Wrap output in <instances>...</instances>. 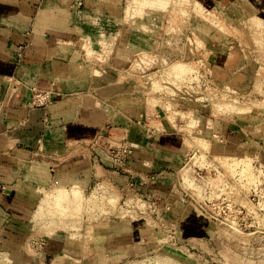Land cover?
I'll return each mask as SVG.
<instances>
[{
    "label": "rangeland",
    "instance_id": "obj_1",
    "mask_svg": "<svg viewBox=\"0 0 264 264\" xmlns=\"http://www.w3.org/2000/svg\"><path fill=\"white\" fill-rule=\"evenodd\" d=\"M120 17L95 50L96 88L138 97L149 125L183 136V165L162 200L53 188L49 225L88 240L119 213L142 241L131 264H264V0H125Z\"/></svg>",
    "mask_w": 264,
    "mask_h": 264
},
{
    "label": "crops",
    "instance_id": "obj_2",
    "mask_svg": "<svg viewBox=\"0 0 264 264\" xmlns=\"http://www.w3.org/2000/svg\"><path fill=\"white\" fill-rule=\"evenodd\" d=\"M124 1L0 0V257L11 264H131L135 223L118 213L79 241L49 225L50 192L162 200L183 165V136L149 125L138 97L96 88L95 50L119 31ZM180 216L179 230L190 209Z\"/></svg>",
    "mask_w": 264,
    "mask_h": 264
},
{
    "label": "bare ground",
    "instance_id": "obj_3",
    "mask_svg": "<svg viewBox=\"0 0 264 264\" xmlns=\"http://www.w3.org/2000/svg\"><path fill=\"white\" fill-rule=\"evenodd\" d=\"M116 3V2H115ZM83 40V39H82ZM54 196H56L57 198L61 197V198H66V197H71L73 200H77V189H73L72 192L68 193V195H66V192H63V188H59V187H54ZM76 192V193H75Z\"/></svg>",
    "mask_w": 264,
    "mask_h": 264
}]
</instances>
